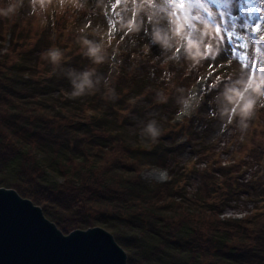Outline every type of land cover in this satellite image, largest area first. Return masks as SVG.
<instances>
[{
	"label": "trees",
	"instance_id": "trees-1",
	"mask_svg": "<svg viewBox=\"0 0 264 264\" xmlns=\"http://www.w3.org/2000/svg\"><path fill=\"white\" fill-rule=\"evenodd\" d=\"M36 44L0 52V186L40 206L65 234L93 226L108 230L126 251L127 264H264V176L240 183L234 166L241 160L224 166L216 151L205 148L212 153L203 158L204 170L182 164L170 181H146L142 169L170 165L164 142L169 132L149 148L128 129L133 116L144 118L152 100L135 105L122 120L116 106L152 85L149 78L127 91L115 86V103L99 95L66 100L64 71L82 70L89 61L70 54L49 77L50 66L38 67ZM195 180L206 184L204 195L199 187L189 193ZM245 197L256 204L251 215L221 219L225 206Z\"/></svg>",
	"mask_w": 264,
	"mask_h": 264
},
{
	"label": "clouds",
	"instance_id": "clouds-1",
	"mask_svg": "<svg viewBox=\"0 0 264 264\" xmlns=\"http://www.w3.org/2000/svg\"><path fill=\"white\" fill-rule=\"evenodd\" d=\"M26 3V15L33 18V28L43 30L51 21L55 33V21L64 17L69 21L64 37L74 32L73 40L66 48L53 43L40 53L41 61L50 66L47 76L62 70L63 65L71 60L69 53L73 51V46H76V54L86 58L92 65L82 70L68 68L64 71L69 82V89L63 92L66 100L75 101L99 95L105 103H115L120 97L114 86L120 75L119 57L122 51L128 50L122 45L125 38H129L130 45L135 47L134 37L140 33L148 37L151 45L159 47L160 55L153 58L152 62L160 60L161 67L165 69L170 63L181 62L187 64L188 70L195 69L208 57L215 58L218 51L210 42V37L217 34L216 23L206 17L194 21L190 15L188 0H93L90 11L89 0H26ZM24 6L25 0H0V19L14 22ZM82 12L86 13L84 19L77 24ZM96 15H103L106 24L94 23L93 17ZM117 32L120 33L119 39L113 35ZM32 42H35V37ZM64 42L61 39V44ZM4 43L0 41V44ZM151 45L141 44L139 52L131 53L132 58L135 60L140 56H149ZM0 51L7 52L8 49L3 48ZM105 64L108 65V71L100 73L99 66ZM226 65L231 66L232 60H228ZM174 75L166 72L157 81L158 86L148 85L139 95L129 97V107L118 109L120 119L128 117L137 102L151 92L153 104L167 105L171 102L176 108L175 120L180 125L186 124L198 114L204 97L178 86ZM208 75L212 73L209 72ZM212 86H219L216 94L207 101L209 107L205 114V119L217 122L213 126L217 131L212 142L220 141L221 148L230 146L228 137L222 136L227 131L229 136H234L235 140L247 147L237 159L225 163L235 164L247 159L248 163L241 169L248 173L245 180L251 181L258 176H264V159L257 162L248 156V150L252 147L249 140L252 130L264 127L260 122L264 116V46L258 42L252 44L249 61L240 63L238 68L230 71L226 68L215 76ZM88 115L91 116L92 113ZM132 118L135 124L129 127V134L137 137L149 148L157 146L168 133L165 122L158 118L157 113L149 112L143 119L134 116ZM192 166L189 165V168ZM196 167L204 170L207 165L200 164ZM152 179L156 182H167L173 177L167 170H163ZM195 187L193 185L188 189L190 194L195 191ZM249 215V211H230L221 216V219L244 218Z\"/></svg>",
	"mask_w": 264,
	"mask_h": 264
},
{
	"label": "rangeland",
	"instance_id": "rangeland-1",
	"mask_svg": "<svg viewBox=\"0 0 264 264\" xmlns=\"http://www.w3.org/2000/svg\"><path fill=\"white\" fill-rule=\"evenodd\" d=\"M247 2L248 0H188L190 15L194 21H198L201 17H206L213 20L217 25V34L210 37V42L213 47L218 50L215 58L211 56L208 57L202 62L201 66L192 70H188L187 64L184 62L179 64L170 63L167 69L161 67L160 60H156V62L153 63V58L160 55V49L156 45H151L150 40L148 37H144L143 33L134 37L136 40L135 47L130 45L129 38H125L122 47L128 50L122 51L120 54V75L114 86L120 85L122 90H127L130 86L141 83L144 78H149V83H152V86L156 87L158 86L157 81H159L161 75L170 72L175 74L174 80L178 86L184 87L191 92L201 80H204L203 86L198 92V95L205 96L204 102L198 114L194 115L186 124L180 125L179 122L175 120L174 113L176 112V108L171 102L167 105L152 104L145 111L144 118L147 113L154 112L158 114L159 119L165 122L169 136L164 137V142L166 145L168 144L171 150L169 151L168 162L173 166L172 169H170V165L166 168L145 167L142 169L140 175L146 181L154 182L155 180L152 178L158 176L159 172L163 170H167V172L171 174V172L179 170V166L182 164L193 166L200 164L206 165L203 158H206L212 152L208 153L205 148L207 150L216 151V154H218L220 158V162L218 163L227 166L231 163L226 164V161L237 159L239 154L247 147L246 144H241L239 141L235 140L234 136H229L227 131L223 133L222 136L228 137L230 146L221 148L220 141L213 143L212 137L217 131V128L213 126L216 125L217 122L215 120L205 119V114L209 107L207 101L216 94L219 87L212 86L215 76L224 72L226 68L230 71L232 68H238L240 63H247L251 56L252 44L258 42L261 46H264V38H262V36H264V0H253L249 8ZM89 5L90 11L93 0H89ZM26 13L27 3L25 0V6L20 10V14L17 15V20L14 18L15 21L12 23L0 19V41L5 42L4 44H0V49L7 48L8 51L14 50L15 53H19L21 50H26L32 47L34 43H37L35 49L40 50V52H35V57L36 59H40V53L53 43L63 46V44H61V39H64V43L70 44L72 42L74 32H70L71 34L68 33L71 36L64 37V31L69 25V21L66 18L60 17L55 21L56 27L54 33L51 27V21L49 26L45 27L43 30L33 28V18L28 17ZM85 14L84 12L80 14L77 19V24L83 21ZM93 22L106 24L103 15H96L93 17ZM258 23L260 24L259 32L254 35L251 31V27ZM9 34H11V36ZM113 35L116 36V39H119L120 33L117 32ZM11 37L13 40L18 38L17 43H12ZM34 37L35 42L33 43ZM90 38L92 37L90 36ZM143 43H149L151 45L150 55L147 57L140 56L134 60L131 53L139 52V47ZM76 51V46H73V52L69 53V55L72 54V57H75L74 53H76ZM0 52L3 53L4 51ZM228 60H232L231 66L226 65ZM42 62L43 61L38 63L39 68H42ZM90 66L92 65L89 62V67ZM130 69L131 74H129ZM98 71L100 73H106L108 71V65L99 66ZM186 72L187 75L185 74ZM209 72H211L212 75H208ZM153 79H156V82L153 83ZM145 86H148V84H145ZM206 88H208L207 92L204 91ZM146 96L141 101H138L137 104H140L146 99L152 100L153 93L150 92L148 93V97ZM120 103L119 106H121V108L116 106L117 109L129 107L126 98H122ZM156 106L160 107L155 110L154 108ZM260 122L264 125V116L261 117ZM179 127L181 129L179 130V135H177ZM185 134L188 135V138H186L187 140H185ZM172 140L176 141L174 145L169 143H173ZM249 140L251 141L252 147L248 150V156L252 157L257 162L260 159H264V127L253 129L249 136ZM203 153H205V155H203ZM246 163H248L247 159L241 160L242 166ZM238 166L236 164L234 166L240 177L238 181L240 183L242 181H247L245 180V176L248 174L247 171L245 170V172H242V166ZM216 177L215 181H221L219 176ZM262 180L261 177L260 182ZM195 181L194 185L199 187L200 194L204 195L207 191L206 184L201 180ZM235 181L237 183V179ZM248 199L249 197L240 199L239 203L237 202L234 207H231L233 205L228 207L225 206L220 216L230 211L244 210L252 212V209H256V204Z\"/></svg>",
	"mask_w": 264,
	"mask_h": 264
},
{
	"label": "water",
	"instance_id": "water-1",
	"mask_svg": "<svg viewBox=\"0 0 264 264\" xmlns=\"http://www.w3.org/2000/svg\"><path fill=\"white\" fill-rule=\"evenodd\" d=\"M0 264H127V253L101 226L63 233L40 206L0 186Z\"/></svg>",
	"mask_w": 264,
	"mask_h": 264
},
{
	"label": "bare ground",
	"instance_id": "bare-ground-1",
	"mask_svg": "<svg viewBox=\"0 0 264 264\" xmlns=\"http://www.w3.org/2000/svg\"><path fill=\"white\" fill-rule=\"evenodd\" d=\"M254 25H255L256 28L259 27L258 24H254ZM203 83H204V80H201V81L199 82V84H197V85L192 89L191 93H194V94L198 95V92L200 91L201 87L203 86Z\"/></svg>",
	"mask_w": 264,
	"mask_h": 264
}]
</instances>
